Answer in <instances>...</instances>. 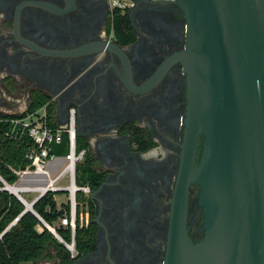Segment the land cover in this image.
I'll return each instance as SVG.
<instances>
[{"label":"flooded vegetation","instance_id":"af4514ba","mask_svg":"<svg viewBox=\"0 0 264 264\" xmlns=\"http://www.w3.org/2000/svg\"><path fill=\"white\" fill-rule=\"evenodd\" d=\"M117 12L108 0H0V112L46 99L63 123L74 108L94 184L82 227L94 239L71 264H164L183 158L187 82L172 57L185 17L174 0H137L119 25ZM198 198L188 184L185 226L196 242Z\"/></svg>","mask_w":264,"mask_h":264},{"label":"water","instance_id":"95a60500","mask_svg":"<svg viewBox=\"0 0 264 264\" xmlns=\"http://www.w3.org/2000/svg\"><path fill=\"white\" fill-rule=\"evenodd\" d=\"M174 2L185 17L172 59L183 64L187 109L164 264H264V0ZM190 183L203 212L198 242L185 226Z\"/></svg>","mask_w":264,"mask_h":264},{"label":"trees","instance_id":"16d2710c","mask_svg":"<svg viewBox=\"0 0 264 264\" xmlns=\"http://www.w3.org/2000/svg\"><path fill=\"white\" fill-rule=\"evenodd\" d=\"M126 19V14L117 12L116 24H123ZM46 103V99L27 103L26 112L36 110ZM13 116L16 114L0 112V177L9 184L17 179L13 170H22L29 164L25 155L33 145L29 137L14 139L5 134L7 120ZM49 124L55 126L56 123L50 120ZM76 144L77 150L85 146L77 138ZM50 153L63 156L67 153L65 137L61 143L51 145ZM75 171L76 183L94 185L90 181L92 178L90 167L84 161L76 164ZM2 186L0 180V264H36L54 258L59 264H71L73 258L68 250L43 224L44 222L53 226L58 234L69 240L68 228L54 226L61 216L68 213V205L66 203L57 205L55 193L46 192L33 203L34 214L25 211L23 203L14 194L1 189ZM80 200L82 201V196L77 195V201ZM87 202L90 205V197ZM18 215V220L10 225ZM74 237L77 252L86 251L93 246L94 236L90 228L76 224Z\"/></svg>","mask_w":264,"mask_h":264},{"label":"built area","instance_id":"2783aa9c","mask_svg":"<svg viewBox=\"0 0 264 264\" xmlns=\"http://www.w3.org/2000/svg\"><path fill=\"white\" fill-rule=\"evenodd\" d=\"M108 2L113 10L119 12H124L135 4L134 0H108ZM9 114H16V116L7 120L8 126L5 134L14 139L29 137L33 145L25 155L29 164L22 170H13L17 179L12 184L0 177L3 183L1 189L5 187L4 190L11 193L8 187L17 185L19 190L13 194L22 203H34L46 192H65L67 198L64 203L68 205V213L58 219V225L69 229V240L58 234L53 226L42 222L64 245L71 258H74L77 254L75 228L76 224L82 227L87 223V199L90 194L88 184H78L75 180V167L78 162L82 161L85 148L77 150L74 108L68 109L65 122L55 121V126L49 124L51 119L47 114L46 104L30 112H26L25 108L19 112H9ZM64 137L67 153L63 156L64 161L58 170L52 172L50 166L55 164L56 155L50 153L51 145L61 143ZM65 176H67L68 182L61 184ZM25 194H33L31 200H27ZM77 195L82 196V201H77ZM32 212L34 213V211ZM18 218L19 215L12 220L10 225L14 224Z\"/></svg>","mask_w":264,"mask_h":264},{"label":"rangeland","instance_id":"374dc122","mask_svg":"<svg viewBox=\"0 0 264 264\" xmlns=\"http://www.w3.org/2000/svg\"><path fill=\"white\" fill-rule=\"evenodd\" d=\"M27 106V102H24L23 100H21L20 102H18L17 106H15L13 109L7 108V107H1L2 111H9V112H19L22 111L23 109H25ZM67 176H65L62 181L61 184H67ZM33 194H25V197L27 200H31ZM55 201L57 203V205H60L61 203H64L66 201V193L65 192H57L54 195ZM81 201V200H80ZM58 223H54V226H57ZM36 264H50L48 261H39Z\"/></svg>","mask_w":264,"mask_h":264},{"label":"crops","instance_id":"0c3cea01","mask_svg":"<svg viewBox=\"0 0 264 264\" xmlns=\"http://www.w3.org/2000/svg\"><path fill=\"white\" fill-rule=\"evenodd\" d=\"M63 155H56L55 158V164L50 166V169L52 170V172H56L58 170V168L60 167V165L63 163Z\"/></svg>","mask_w":264,"mask_h":264},{"label":"bare ground","instance_id":"6f19581e","mask_svg":"<svg viewBox=\"0 0 264 264\" xmlns=\"http://www.w3.org/2000/svg\"><path fill=\"white\" fill-rule=\"evenodd\" d=\"M8 189H9L11 192H14V193H17L18 190H19V188H18L17 185H10V186L8 187ZM27 207L29 208V205H27Z\"/></svg>","mask_w":264,"mask_h":264}]
</instances>
